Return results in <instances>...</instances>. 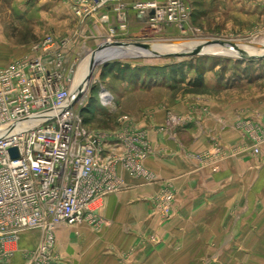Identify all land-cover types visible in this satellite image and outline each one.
Here are the masks:
<instances>
[{"label":"rangeland","instance_id":"1","mask_svg":"<svg viewBox=\"0 0 264 264\" xmlns=\"http://www.w3.org/2000/svg\"><path fill=\"white\" fill-rule=\"evenodd\" d=\"M9 2L0 0V58L10 59L8 64L32 55L33 45L44 37L66 35L76 25L75 19L66 26V17L59 10L50 13L48 4L39 6L41 16H18ZM190 2L192 17L185 34L150 32L147 38L139 31L128 46L101 42L81 58L76 82L87 94L83 117L112 149L119 146L113 143L124 146L115 150L123 158H136L142 150L152 154L150 128L144 125L159 114L165 116L164 123L154 128L175 141L184 136L186 143L180 147L202 167L221 175L225 161L235 160L225 168L228 176L219 180L226 188L211 192L218 204L227 203V216L211 223L208 236L202 232L199 240H179L177 250L169 242L162 249L191 253L194 264H264V142L260 154L254 152V139L264 126V15L248 10L243 21L221 10L223 5L215 0ZM236 3L240 10L245 7ZM123 53L132 59L121 58ZM145 103L154 104L153 110L132 111ZM124 115L128 121H120ZM201 134L208 135L207 144L195 149ZM244 157L247 163L241 162ZM115 165L114 174L126 171ZM102 226L104 230L105 221ZM26 240V251L35 250L38 241L30 235ZM152 241L157 246L161 242L156 236Z\"/></svg>","mask_w":264,"mask_h":264},{"label":"built area","instance_id":"2","mask_svg":"<svg viewBox=\"0 0 264 264\" xmlns=\"http://www.w3.org/2000/svg\"><path fill=\"white\" fill-rule=\"evenodd\" d=\"M68 1L83 21L100 15L110 24L114 14L115 25L106 38L112 42L109 46L121 45L117 33L128 30L131 15L160 36L185 34L192 17L190 0ZM70 43L69 37L48 35L33 45L32 55L0 66V256L13 257L22 242L36 234L37 247L28 252V264H63L57 252L61 229L80 236L83 227H102L105 197L123 187L120 175L112 172L115 164L134 178L155 180L143 164L145 151L136 158L118 156L115 150L124 146L113 143L119 146L112 149L107 138L85 122L87 94L76 82L82 61L71 60ZM128 120L127 115L120 119ZM260 127L254 139L258 155L264 142ZM14 148L17 159L11 153ZM174 199L172 192L158 197L164 217L171 215Z\"/></svg>","mask_w":264,"mask_h":264},{"label":"crops","instance_id":"3","mask_svg":"<svg viewBox=\"0 0 264 264\" xmlns=\"http://www.w3.org/2000/svg\"><path fill=\"white\" fill-rule=\"evenodd\" d=\"M8 1L12 8L17 9L15 13L18 16H41L42 13L38 10L39 6L48 4L51 9L50 13L53 11L57 14V10H59V15L66 17L64 20L66 26L72 25V20L76 19V25L68 34L60 36L56 34L57 38L69 37L71 39L69 44L71 60L87 56L98 44L106 42L109 27L115 25L113 13L110 24L103 23L100 15L85 21L81 20L72 12L68 0ZM236 1L238 0H215V3L223 5L221 10H224L228 15L241 18L243 21L248 17L246 15H249L246 14L249 13L248 10L251 11V15H264V4L260 2L261 0H239L245 6L241 10ZM246 3L249 4L248 7ZM139 31L143 32L145 37H150L151 31L147 29L144 21L131 15L128 30L117 33L120 44L128 46V41L131 40L129 38L135 36ZM144 54H148V52L145 51ZM121 58L132 59L129 54H124ZM9 61L8 58H0V65L6 66ZM148 93L146 91V94ZM134 106L135 109L132 110L134 112L135 110L146 112L154 108V104L146 103ZM164 117L157 114L155 120L146 121L144 125L150 128L152 147V154L147 156L145 163L155 176V180L148 183L121 170L119 175L123 187L117 193L108 195L104 199L101 210L103 223L105 221L106 224L104 230L102 229L103 225L101 231L83 227L80 236H75L69 229H61L57 233V252L63 259V264L195 263L196 256L193 257L191 253L189 255L181 254L180 251H166L162 248L169 242L173 246L170 249L177 250L178 248L175 246L179 240L184 238L185 240H199L202 232H205L207 236L211 233V223L212 225L216 224L217 218H221L225 212L227 213L228 207L224 202L218 204L217 198L212 197L211 192H219L226 188V185H223L219 180L228 176L225 168L235 165L233 162L235 160L229 159L228 161L227 159L225 161L226 165L222 167L224 169L221 175H216L211 169L202 167L198 161L186 154L185 149L180 147L183 142L186 143L184 136L180 137L181 141H175L169 135L162 134L154 128V126L164 123ZM207 137V134L198 136L199 140L197 143L194 141L193 144L195 149L201 150V145L207 144ZM247 161L248 158L244 157L241 162L247 163ZM241 162L239 163L243 167L244 164ZM261 164H264V161ZM262 167L264 166L262 165ZM168 192L175 195V200L170 218H164L159 214L156 204L157 198ZM154 236L161 241L158 246L154 245L152 241ZM30 238L31 240L35 238L38 241L36 234H30ZM26 239L22 242L20 251L13 257L0 256V264H28L27 255L30 251L26 250L30 243ZM61 243L65 244L63 250L60 248ZM108 245L113 246V250H107L106 246ZM192 257L193 259H191Z\"/></svg>","mask_w":264,"mask_h":264},{"label":"water","instance_id":"4","mask_svg":"<svg viewBox=\"0 0 264 264\" xmlns=\"http://www.w3.org/2000/svg\"><path fill=\"white\" fill-rule=\"evenodd\" d=\"M94 65V64H93ZM11 153L14 159H17L19 157V153L17 149H11Z\"/></svg>","mask_w":264,"mask_h":264},{"label":"bare ground","instance_id":"5","mask_svg":"<svg viewBox=\"0 0 264 264\" xmlns=\"http://www.w3.org/2000/svg\"><path fill=\"white\" fill-rule=\"evenodd\" d=\"M82 94L84 95V93L82 92Z\"/></svg>","mask_w":264,"mask_h":264}]
</instances>
